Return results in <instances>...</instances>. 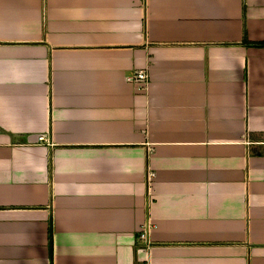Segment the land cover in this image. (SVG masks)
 <instances>
[{
	"label": "crops",
	"instance_id": "0c3cea01",
	"mask_svg": "<svg viewBox=\"0 0 264 264\" xmlns=\"http://www.w3.org/2000/svg\"><path fill=\"white\" fill-rule=\"evenodd\" d=\"M258 44L264 0H0V264H264Z\"/></svg>",
	"mask_w": 264,
	"mask_h": 264
},
{
	"label": "built area",
	"instance_id": "2783aa9c",
	"mask_svg": "<svg viewBox=\"0 0 264 264\" xmlns=\"http://www.w3.org/2000/svg\"><path fill=\"white\" fill-rule=\"evenodd\" d=\"M130 81L135 85V86H140V87H145L147 85L148 82V76L145 72L142 71H136L134 72L132 78L130 79ZM153 175L152 174H148V181H150V179H152ZM137 239L145 244H147V230H142L139 234Z\"/></svg>",
	"mask_w": 264,
	"mask_h": 264
},
{
	"label": "trees",
	"instance_id": "16d2710c",
	"mask_svg": "<svg viewBox=\"0 0 264 264\" xmlns=\"http://www.w3.org/2000/svg\"><path fill=\"white\" fill-rule=\"evenodd\" d=\"M256 46H264V44H258V45H256ZM52 231H51V227H50V229H49V245H50V253H51V251H52Z\"/></svg>",
	"mask_w": 264,
	"mask_h": 264
}]
</instances>
